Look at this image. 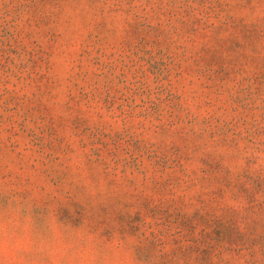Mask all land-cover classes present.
Masks as SVG:
<instances>
[{
  "label": "rangeland",
  "instance_id": "rangeland-1",
  "mask_svg": "<svg viewBox=\"0 0 264 264\" xmlns=\"http://www.w3.org/2000/svg\"><path fill=\"white\" fill-rule=\"evenodd\" d=\"M137 264H264V0H0V208Z\"/></svg>",
  "mask_w": 264,
  "mask_h": 264
},
{
  "label": "clouds",
  "instance_id": "clouds-1",
  "mask_svg": "<svg viewBox=\"0 0 264 264\" xmlns=\"http://www.w3.org/2000/svg\"><path fill=\"white\" fill-rule=\"evenodd\" d=\"M0 264H137L130 246L57 218L37 228L30 211L0 208Z\"/></svg>",
  "mask_w": 264,
  "mask_h": 264
}]
</instances>
